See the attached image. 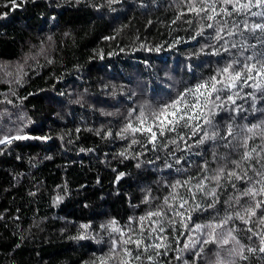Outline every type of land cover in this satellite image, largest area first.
<instances>
[{
	"label": "trees",
	"instance_id": "1",
	"mask_svg": "<svg viewBox=\"0 0 264 264\" xmlns=\"http://www.w3.org/2000/svg\"><path fill=\"white\" fill-rule=\"evenodd\" d=\"M103 2L81 0L69 6L65 0H25L22 7L0 17V136L14 130L25 114L32 121L26 131L50 137L0 145V264L95 260L108 250V238L68 239L81 222L92 221L95 233L112 216L121 225L129 216L138 220L149 207L141 203L142 189H152V208L163 206L169 192L164 180L182 178L175 169L167 176L169 170L161 169L156 159L157 155L164 159L167 150L154 152L150 143L144 148L136 144L128 159L120 157L128 139L117 138L115 132L130 104L144 98L163 100L165 93L173 94L177 87L211 75L217 58L187 55L199 45L188 39L197 25L193 14L182 11V0H120L112 5L115 11L106 3L100 10L91 6ZM0 11L4 9L0 7ZM177 12H182L180 19L171 24ZM189 19L191 24L185 22ZM104 36L114 38L104 40ZM176 36L181 42H174ZM17 65L25 73L21 83L16 82ZM113 85L115 95H111ZM133 91L138 93L136 97H132ZM78 95L80 103H69ZM110 129L112 134L103 137ZM219 151L226 150L220 147ZM135 153L142 155L133 158ZM207 156L211 158V145ZM191 159L198 157L192 154ZM137 160L142 161L140 168ZM113 169L127 175L114 183ZM197 171L195 165L189 169L191 175ZM179 191L184 194V189ZM230 191L231 187L221 190V215ZM57 195L63 199L53 204ZM240 236L247 242L243 232ZM245 264H264V259L252 255Z\"/></svg>",
	"mask_w": 264,
	"mask_h": 264
},
{
	"label": "snow or ice",
	"instance_id": "2",
	"mask_svg": "<svg viewBox=\"0 0 264 264\" xmlns=\"http://www.w3.org/2000/svg\"><path fill=\"white\" fill-rule=\"evenodd\" d=\"M65 2L74 6L81 0ZM24 3L25 0H3L0 7L4 11H0V17L8 16L10 10ZM104 3L110 11H115L112 5L119 4L120 0H104L91 6L100 10ZM182 3V11L193 14L197 25L195 34L188 39L199 45L187 55L216 57L214 72L177 87L173 94L165 93L163 100L144 98L130 104L124 122L115 132L117 138L128 139V147L118 153L120 157L128 159L136 144L144 148L150 143L154 152L167 150L164 159L156 157L160 168L169 170L167 176L175 169L182 178L164 180L169 192L164 196L163 206L152 208L151 202L155 199L150 195L152 189H142L141 203L149 207L138 220L129 216L128 222L121 225L112 216L102 221L95 233L91 230L92 221L81 222L77 233L68 239L85 240L88 236L96 239L99 235L107 236L109 242L107 251L94 254L95 260L82 264H116L117 261L118 264H172L173 261L175 264H245L256 254L264 259V0H182ZM181 15L182 12H177L170 23L175 24ZM197 37H203V42ZM174 42H181V38L176 36ZM156 50H160L159 45ZM17 68L16 82L21 83L25 73L22 65ZM116 91L113 85L111 95ZM137 95L132 92V97ZM80 102L79 95L75 100L69 99V103ZM224 112L228 113L226 117L220 115ZM18 119L20 123L14 130L0 136V145L50 139L48 135L26 131L32 121L25 114ZM96 133L101 134L99 129ZM137 133L141 134L140 139ZM111 134L110 129L103 132V137ZM220 147L226 151L220 152ZM192 154L198 160L192 161ZM140 155L135 153L133 158ZM141 165L142 161L137 160L136 167ZM194 165L198 171L191 175L189 169ZM113 172L114 183L127 175L117 169ZM229 187L231 191L226 192L221 215L218 208L221 190ZM179 189H184V194ZM62 199L60 195L55 196L53 204ZM84 206L88 207L87 203ZM241 232L247 242L241 239Z\"/></svg>",
	"mask_w": 264,
	"mask_h": 264
}]
</instances>
